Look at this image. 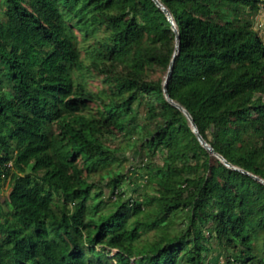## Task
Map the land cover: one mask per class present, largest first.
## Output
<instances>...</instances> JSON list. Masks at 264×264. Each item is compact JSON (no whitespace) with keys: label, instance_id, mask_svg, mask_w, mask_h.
Masks as SVG:
<instances>
[{"label":"trees","instance_id":"trees-1","mask_svg":"<svg viewBox=\"0 0 264 264\" xmlns=\"http://www.w3.org/2000/svg\"><path fill=\"white\" fill-rule=\"evenodd\" d=\"M160 2L171 99L264 180V0ZM176 46L154 0H0V264H264V183L167 99Z\"/></svg>","mask_w":264,"mask_h":264},{"label":"water","instance_id":"water-1","mask_svg":"<svg viewBox=\"0 0 264 264\" xmlns=\"http://www.w3.org/2000/svg\"><path fill=\"white\" fill-rule=\"evenodd\" d=\"M156 2V4L167 14L169 20L172 22V24L174 25V28H175V32L177 34V46H176V53H175V56H174V60L172 62V65H171V68H170V71H169V74H168V80L167 82L165 83V94L167 96V99L174 105L176 106L177 108H179L186 116L187 118L189 119L190 123H191V126L193 128V131L194 133L196 134V136L198 137L199 141L201 142V144L211 153L213 154L214 156H216L219 160H221L226 166H228L229 168H232V169H235V170H238V171H241L243 173H246V174H249L251 176H253L254 178L260 180L262 183H264V180L263 179H260L259 177L257 176H254L244 170H242L241 168H238V167H235L233 166L231 163H229L222 155L218 154L214 149L213 147L203 138V136L201 135L200 131H199V128L197 126V124L195 123L193 117L191 116V114L189 113L188 110H186L183 106H181L180 104L176 103L175 101H173L169 95V90H168V81H169V78L171 77V74L173 72V68H174V64H175V61H176V58L177 56L179 55V52H180V47H181V36L179 34V31L177 29V27L175 26V22H174V19H173V16L171 14V12L168 10L167 7H165L161 2L160 0H154Z\"/></svg>","mask_w":264,"mask_h":264},{"label":"rangeland","instance_id":"rangeland-1","mask_svg":"<svg viewBox=\"0 0 264 264\" xmlns=\"http://www.w3.org/2000/svg\"><path fill=\"white\" fill-rule=\"evenodd\" d=\"M254 27L255 29L259 32L260 36L264 39V9L258 13L255 17V23H254ZM158 76H161L165 79V82H167L168 80V75H165L163 73H159ZM97 83V81H95ZM125 160L122 162V166L121 168L125 171V173L132 175L136 169L139 168V165H141V157L138 155H134L132 152H129L125 155ZM135 169V170H133ZM136 178H138V183L143 185L142 187H145V181L141 178L138 177V175H136ZM132 187H129V192L130 194L132 193ZM141 187H139L138 189H140ZM9 188H8V183L6 182V184L4 185V189L3 192L0 193V200L3 202L7 201V197L9 195ZM129 195V194H128ZM211 256L213 257H217V262L219 264H224L223 262V258L221 256L218 255L217 251H214Z\"/></svg>","mask_w":264,"mask_h":264}]
</instances>
